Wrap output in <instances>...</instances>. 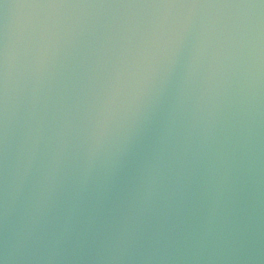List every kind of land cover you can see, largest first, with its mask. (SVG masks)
<instances>
[{
	"label": "water",
	"instance_id": "obj_1",
	"mask_svg": "<svg viewBox=\"0 0 264 264\" xmlns=\"http://www.w3.org/2000/svg\"><path fill=\"white\" fill-rule=\"evenodd\" d=\"M0 264H264V0H0Z\"/></svg>",
	"mask_w": 264,
	"mask_h": 264
}]
</instances>
